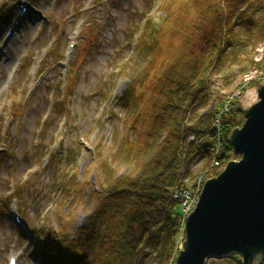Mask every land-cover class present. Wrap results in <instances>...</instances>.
Returning a JSON list of instances; mask_svg holds the SVG:
<instances>
[{"label":"rangeland","instance_id":"374dc122","mask_svg":"<svg viewBox=\"0 0 264 264\" xmlns=\"http://www.w3.org/2000/svg\"><path fill=\"white\" fill-rule=\"evenodd\" d=\"M167 1L0 0V264L10 258L41 264L46 245L73 239L88 226L96 207L91 192L107 179L102 164L115 176L130 170L120 144L125 136H139L137 119L149 106L158 64L204 11L196 5L197 15L182 16L181 0L174 9ZM165 13L172 21L156 48L141 56V39L149 40L147 32ZM259 66L234 65L232 82L215 73L210 90L249 109L243 101L256 85L241 91L244 75ZM135 80L140 85L131 89ZM133 98L134 112L126 104ZM216 102L204 104L201 115ZM210 167L202 170L206 182L221 172ZM234 258L241 263L233 255L206 264ZM259 260L252 264H264V257Z\"/></svg>","mask_w":264,"mask_h":264},{"label":"trees","instance_id":"16d2710c","mask_svg":"<svg viewBox=\"0 0 264 264\" xmlns=\"http://www.w3.org/2000/svg\"><path fill=\"white\" fill-rule=\"evenodd\" d=\"M167 2L173 9L180 8L179 0ZM181 3L182 16L193 15L196 5L204 11L180 32L182 42L158 64L149 106L142 117L136 114L139 136H125L120 144L118 152L132 164L130 170L115 176L108 163L102 164L107 179L98 181L91 192L96 207L88 226L73 239L46 245L41 264H148L150 259L154 264H174L175 254L182 249L174 190L207 170L215 158L224 165L240 159L229 143L230 135L242 126L237 101L211 91L209 81L217 73L232 82L236 64L259 66L248 49L264 43V0ZM172 19L171 13H165L147 32L149 40L141 39V56L156 48L160 32ZM139 85L135 80L131 89ZM213 98L215 107L201 115L200 108ZM137 99L126 103L133 112ZM226 106L229 111H224ZM218 120L222 151L216 154ZM189 137L194 141L187 142ZM231 264L241 263L234 258Z\"/></svg>","mask_w":264,"mask_h":264},{"label":"water","instance_id":"95a60500","mask_svg":"<svg viewBox=\"0 0 264 264\" xmlns=\"http://www.w3.org/2000/svg\"><path fill=\"white\" fill-rule=\"evenodd\" d=\"M259 97L252 108H237L245 124L230 135L229 143L242 158L206 182L187 219L183 250L175 264H206L211 258L233 255H240L242 264L263 259L264 87Z\"/></svg>","mask_w":264,"mask_h":264},{"label":"built area","instance_id":"2783aa9c","mask_svg":"<svg viewBox=\"0 0 264 264\" xmlns=\"http://www.w3.org/2000/svg\"><path fill=\"white\" fill-rule=\"evenodd\" d=\"M263 51H264V44L260 45L257 49L256 52H258L259 55V59L258 61L261 60V58L263 57ZM258 63V62H257ZM258 73V72H257ZM218 91H220V89L218 88ZM231 102V101H230ZM228 106H226L224 108V111H228ZM221 124L219 122V120L216 122L215 124V147H216V154H218L220 152L221 149ZM209 138V137H207ZM194 137H190V141H194ZM220 170L222 173L226 167L223 166L221 164L220 161L214 159V161L211 164L210 167V172L212 170ZM208 175L206 174V172H203L201 174H199L190 184L182 186L178 189H176L174 191V198L179 201L180 204V210H181V233L184 232L186 223H187V219L188 217L196 210L199 202H200V198L204 189V185L206 182V177Z\"/></svg>","mask_w":264,"mask_h":264},{"label":"bare ground","instance_id":"6f19581e","mask_svg":"<svg viewBox=\"0 0 264 264\" xmlns=\"http://www.w3.org/2000/svg\"><path fill=\"white\" fill-rule=\"evenodd\" d=\"M260 46V45H259ZM258 46V47H259ZM257 47V48H258ZM256 48V49H257ZM255 49V50H256ZM264 57V56H263ZM263 57L261 58V60L259 61V64L262 63L263 61ZM258 72V73H257ZM244 80H247L245 83V87L243 86L241 88V91L246 90L247 91V87L250 85H254V84H258L256 85V87L253 90H249L247 91L248 94L246 95L243 103H244V107L245 108H252L253 106H255L256 104H258L260 102V97H259V90L264 87V66H261L260 68H258V70L256 71H252L251 73L245 74L244 75ZM246 92V93H247ZM245 96V95H244ZM242 96V97H244ZM235 99V98H234ZM258 100V101H257ZM220 175V174H219ZM218 177V176H217ZM216 177V178H217ZM205 186V185H204ZM186 236V235H185ZM183 250V248H182ZM181 250V251H182ZM180 251V252H181ZM179 252V253H180Z\"/></svg>","mask_w":264,"mask_h":264}]
</instances>
